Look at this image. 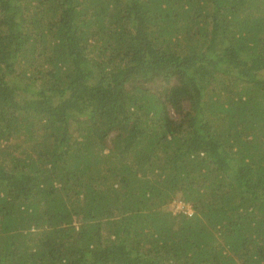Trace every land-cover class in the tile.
Returning <instances> with one entry per match:
<instances>
[{
	"label": "trees",
	"instance_id": "1",
	"mask_svg": "<svg viewBox=\"0 0 264 264\" xmlns=\"http://www.w3.org/2000/svg\"><path fill=\"white\" fill-rule=\"evenodd\" d=\"M0 264H264V0H0Z\"/></svg>",
	"mask_w": 264,
	"mask_h": 264
},
{
	"label": "rangeland",
	"instance_id": "2",
	"mask_svg": "<svg viewBox=\"0 0 264 264\" xmlns=\"http://www.w3.org/2000/svg\"><path fill=\"white\" fill-rule=\"evenodd\" d=\"M185 207H190V205L182 200H175L171 203V208H173L174 211H180L182 210V208ZM190 213H191V209H190Z\"/></svg>",
	"mask_w": 264,
	"mask_h": 264
},
{
	"label": "built area",
	"instance_id": "3",
	"mask_svg": "<svg viewBox=\"0 0 264 264\" xmlns=\"http://www.w3.org/2000/svg\"><path fill=\"white\" fill-rule=\"evenodd\" d=\"M181 211H182V212H186V211H189V209H188L187 207H185V208H182ZM189 214H191V213H189Z\"/></svg>",
	"mask_w": 264,
	"mask_h": 264
},
{
	"label": "bare ground",
	"instance_id": "4",
	"mask_svg": "<svg viewBox=\"0 0 264 264\" xmlns=\"http://www.w3.org/2000/svg\"><path fill=\"white\" fill-rule=\"evenodd\" d=\"M186 203V202H185ZM188 209H190L191 208V205H190V207H187Z\"/></svg>",
	"mask_w": 264,
	"mask_h": 264
},
{
	"label": "clouds",
	"instance_id": "5",
	"mask_svg": "<svg viewBox=\"0 0 264 264\" xmlns=\"http://www.w3.org/2000/svg\"><path fill=\"white\" fill-rule=\"evenodd\" d=\"M181 211V210H180Z\"/></svg>",
	"mask_w": 264,
	"mask_h": 264
}]
</instances>
